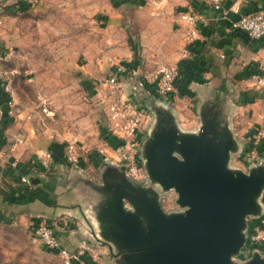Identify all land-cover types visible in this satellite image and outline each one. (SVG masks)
I'll return each mask as SVG.
<instances>
[{"label": "crops", "instance_id": "1", "mask_svg": "<svg viewBox=\"0 0 264 264\" xmlns=\"http://www.w3.org/2000/svg\"><path fill=\"white\" fill-rule=\"evenodd\" d=\"M51 3V0H0V46L8 57L11 54L8 48L23 44L27 38L23 28L8 26L10 17L31 9L46 10L52 7ZM5 4L11 5L10 8H3ZM81 8L94 15L93 20L103 31V50L96 61L98 72L110 74L111 61L126 66L119 76L121 99L141 102L148 96L157 99L150 92L137 91L134 86L137 79H143L153 70L150 68L159 62H168L178 68L169 107L182 130H196L200 124L198 112L218 103L212 111L222 119L228 115V125L236 139L245 140L250 136L236 120L244 112L251 115L249 121L254 122L256 130L263 128L264 132V43L230 27V21L240 14L264 11V0H221L219 9H214L210 0H88ZM10 9L16 14H10ZM184 10L195 11L194 24L179 17ZM191 28L195 30V37L189 42L187 34ZM185 47L187 55L182 53ZM254 73L263 78L261 83L251 77ZM81 85L98 106L100 93L95 86L84 81ZM64 86L71 93L72 83ZM13 90L16 104L13 113H9L8 96L0 84V217L27 225L30 233L39 224L48 226L62 246L78 253L77 264H104L95 255L97 250L102 251L100 256L104 262L114 264L113 255L98 238L92 211L104 196L91 189L88 180L102 183L103 161L95 146L100 147L106 141L116 145L118 139L108 136L99 115L95 119L97 138L76 136L68 123L63 129L54 123L58 121L57 109L48 106L46 99H40L39 103H46L50 111L47 115L38 109L39 103L24 104L15 85ZM185 103H190L189 107ZM192 106L194 118L189 114ZM53 115L57 119L54 122ZM183 120L195 122L196 127L182 124ZM151 122L150 113L143 137ZM16 136H22L24 142L16 143ZM72 138L77 141L79 154L75 164L63 156L66 143ZM241 144L242 152L251 143ZM259 148L264 154V133ZM46 150L52 155L49 167L40 161Z\"/></svg>", "mask_w": 264, "mask_h": 264}, {"label": "water", "instance_id": "2", "mask_svg": "<svg viewBox=\"0 0 264 264\" xmlns=\"http://www.w3.org/2000/svg\"><path fill=\"white\" fill-rule=\"evenodd\" d=\"M152 102L140 145L146 180L133 182L111 161L100 167L101 184L88 180L104 196L92 211L114 264H264L259 249L242 263L232 259L245 243L247 218L264 213V158L246 171L230 166L242 144L228 115L213 113L218 103L198 112L196 130H182L168 105ZM169 190L179 209L164 211L160 198Z\"/></svg>", "mask_w": 264, "mask_h": 264}, {"label": "rangeland", "instance_id": "3", "mask_svg": "<svg viewBox=\"0 0 264 264\" xmlns=\"http://www.w3.org/2000/svg\"><path fill=\"white\" fill-rule=\"evenodd\" d=\"M87 1L51 0L52 7L46 10L31 9L10 17L8 26L23 28L27 38L23 44L8 48L11 54L7 57L5 68L9 71L12 85L17 87L24 104L35 106L40 99H46L48 106L57 109L54 111L58 121H55L57 120L55 115L52 116L54 117L52 121L57 122L59 128H65L68 123L70 127H73L74 135H83V137L91 135L97 138L95 137L97 135L95 119L99 115L98 119L102 122L100 109L90 100L82 89L81 83L84 81L92 85L93 81L102 79L106 75L98 72L96 62L97 55L103 50L101 36L103 31L93 20L94 15L87 10H82V5H85ZM10 6L5 4L3 8L8 9ZM9 12L16 14L12 9ZM159 64L171 65L168 62H159L157 65ZM89 71L92 73H88ZM67 83H72L71 93L70 90L65 89L64 85ZM60 87L62 89H59ZM53 101L58 104L56 107ZM142 103H145L146 107L153 105L150 96L145 97ZM164 103L168 106L172 105V102ZM183 105L189 107L190 103ZM191 108L189 114L194 118V107ZM250 119L252 118L248 112L238 115L236 120L239 126L245 134L249 133L250 136L245 140L237 139L241 143L246 141L253 143V146L249 148L247 144V149L231 154L230 159V166L239 167L244 171L249 165L259 163L261 158H264L259 148L262 136L256 137L257 130L254 122L249 121ZM182 124L187 126L191 123L183 120ZM191 125L196 127L195 122ZM92 130L93 132L88 133ZM92 145L95 146L96 143L92 142ZM95 147L97 150L98 146ZM254 151L259 159L252 161L251 152ZM175 199L176 193L173 190L162 193L160 198L162 209L164 211L179 209ZM262 202L264 204V193ZM252 218H247V224ZM29 231L25 224L11 223L0 217V264H64L59 255L42 247L32 238ZM100 252L97 250L95 253L99 262L108 264V261L104 262ZM251 253L247 258L251 256ZM240 254L241 251L232 259L244 262L247 258L238 260Z\"/></svg>", "mask_w": 264, "mask_h": 264}, {"label": "built area", "instance_id": "4", "mask_svg": "<svg viewBox=\"0 0 264 264\" xmlns=\"http://www.w3.org/2000/svg\"><path fill=\"white\" fill-rule=\"evenodd\" d=\"M210 4L214 9H219L221 0H210ZM179 17L187 23L194 24L197 15L193 10H184L179 13ZM2 23L0 12V24ZM232 29H240L247 33L248 36L261 40L264 43V11H252L240 14L236 19L230 21ZM195 30L191 28L187 34L189 42L193 41ZM183 55L188 54V48H183ZM8 53L4 47L0 46V84L7 93V105L9 113H13L16 104V97L13 90L9 71L5 68ZM112 62L113 71L102 79L92 82L93 86L98 90L100 96L97 105L100 107V114L105 131L108 136H114L118 139L116 145L104 142L98 147L97 152L103 162L111 161L118 166H122L129 179L136 183H143L146 179L142 160L139 156V149L143 140V132H146L147 120L150 118L148 108L135 99L123 100L119 94V76L126 70V66L122 62ZM178 76V68L174 65L159 64L143 76V79H137V91L145 90L150 92L155 98L164 102H171V94L174 91V85ZM257 83L262 82V77L258 73L251 76ZM44 114L50 111L44 101L37 106ZM28 114L26 117L29 118ZM263 129H257L256 137L263 135ZM16 143L24 142L22 136L15 137ZM76 139L72 138L67 141L64 151V158L71 164L78 162V150ZM253 143L249 148H252ZM251 160L259 159L255 151L251 152ZM52 155L46 150L40 156V161L45 167L51 164ZM32 238L43 243L47 248L55 250L60 256L64 264H77L79 255L77 252L69 250L62 246L51 231L44 225H37L31 232ZM259 249L264 253V213L258 218H252L248 224L246 231L245 243L242 246L241 254L238 260H245L253 251Z\"/></svg>", "mask_w": 264, "mask_h": 264}, {"label": "trees", "instance_id": "5", "mask_svg": "<svg viewBox=\"0 0 264 264\" xmlns=\"http://www.w3.org/2000/svg\"><path fill=\"white\" fill-rule=\"evenodd\" d=\"M48 251H50V250H48ZM52 252V251H51Z\"/></svg>", "mask_w": 264, "mask_h": 264}]
</instances>
